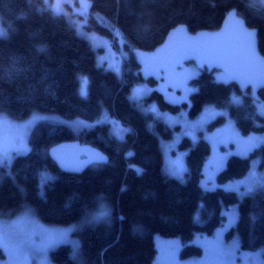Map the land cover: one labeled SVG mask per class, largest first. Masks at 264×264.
I'll return each mask as SVG.
<instances>
[{"label": "trees", "instance_id": "obj_1", "mask_svg": "<svg viewBox=\"0 0 264 264\" xmlns=\"http://www.w3.org/2000/svg\"><path fill=\"white\" fill-rule=\"evenodd\" d=\"M84 1L82 32L104 36L117 51L128 53L121 74L98 65L91 41L68 16L46 7L45 0H0L1 26L7 31L0 39V113L23 119L38 111L94 123L72 126L55 122L54 116L53 121H38L29 133L28 151L0 168V212L29 210L47 224H79L74 234L77 250L59 245L50 253L52 264H152L155 235L175 239L181 260L203 255L200 237L220 231L228 207L235 204L237 221L224 232L225 240L235 237L238 252L264 258V190H250L240 198L220 186L203 188L211 147L201 133L195 141L182 136L178 143L185 151L184 180L168 175L161 140H169L179 125L138 109L129 98L134 82L156 84L155 77L141 76L134 50L154 52L168 31L180 24L191 33L213 31L235 8L249 27L257 29L258 49L264 56V7L251 0ZM81 76L87 78L86 95L79 91ZM186 85L188 92L181 99L175 95L168 100L154 89L144 103L153 102L171 113L187 108L194 117L207 104L224 107L231 94H242L243 101L229 107V115L237 130L256 135L259 141L248 156L230 155L216 182L243 177L256 156L258 168L264 169V116L252 101L264 99V89L253 96L203 64ZM102 115L129 128L124 138L115 136L109 122L99 121ZM223 120L217 116L209 128ZM68 140L91 144L107 155V162L79 174L61 171L47 149ZM43 177L49 178L47 183ZM98 209L105 212L100 220L82 222Z\"/></svg>", "mask_w": 264, "mask_h": 264}, {"label": "rangeland", "instance_id": "obj_2", "mask_svg": "<svg viewBox=\"0 0 264 264\" xmlns=\"http://www.w3.org/2000/svg\"><path fill=\"white\" fill-rule=\"evenodd\" d=\"M251 2L264 7L260 3V0H251ZM44 3L53 12L68 16L76 26L78 32L91 41L96 51V62L98 65L106 69H111L119 74L123 72V69L125 70L123 68V60L128 57V53L125 50L117 51V48L112 46L111 41L104 36L97 34L86 35V33L82 32L81 24L84 19L83 15L87 9L86 1L45 0ZM1 25L0 17V28H2ZM158 54L159 48L150 53V55L156 56ZM200 67H202V64L196 60L192 53L186 52L177 45L168 52L166 63L159 65L157 71L151 74L156 79L155 85L140 81L134 82L131 86L129 98L138 109L153 112L156 117L162 118L169 125H179V128L173 131L169 140H161L165 172L180 181L184 180L185 169L183 158L185 151L178 148V143L182 136H188L191 140L195 141L200 137L201 133V136L209 141L211 147L210 154L205 161L204 175L201 180L203 188L214 189L220 186L225 190L235 191L240 198L246 195L247 191H250V188L251 190L256 188L264 190V186H260L259 183L254 184L252 179L254 177L257 181L264 180V169L258 168L260 163L258 156L250 159L249 170L243 177L220 185L216 182L217 173L225 166L230 155L236 153L248 156L251 147L259 141L256 135L242 134L237 130L233 119L229 115V107L239 105L243 101L242 94H231L224 107L207 104L194 117H190L187 114V108L171 113L161 111L153 102L147 105L144 103V99L154 89L161 91L164 98L168 100L169 98L173 99L172 97H175V95L178 98L179 96H184L189 88L186 85L187 81L197 74ZM85 79L86 83H84ZM82 88L87 89V78L84 76L80 78V93ZM137 90H140L139 95H136ZM175 92L179 93L176 94ZM252 101L255 111L259 115L264 116V99L253 98ZM1 113L11 122L19 125L27 123L32 119L33 115L41 117L42 119L40 120L45 119L48 121H53L54 116L56 119L55 122L72 126H89L94 124L82 119L69 120L58 115L38 111L28 114L23 119H13L3 112ZM217 116H223V122L215 127L209 128V124ZM99 121L109 122L112 125L110 126V130L119 139L124 138L125 132L129 130L128 127L116 124L113 119L104 115L100 116ZM32 127L23 136V142L27 149H29L28 136ZM8 135L12 138L16 133L14 130H9ZM15 156L17 154H14L13 158ZM4 167H9V165L5 164ZM104 215V210L98 209L94 213L88 216L86 215L82 222L94 223ZM237 217V206L235 204L230 205L226 211L225 223L220 231L214 235L200 237L203 246V255L188 260L179 259L177 250L178 243L175 239H166L155 235L154 240L157 251L156 258L152 264H252V254L244 251L238 252L236 250L238 243L235 237L229 241H226L224 238V232L235 225ZM78 226L79 224H47L40 221L29 210H23L14 215L0 212V250L4 255V258L0 259V264H52L50 261V253L59 245L69 244L73 253L77 250L78 241L74 234L78 230ZM65 232L67 235L63 239H60V234ZM261 260H264V258Z\"/></svg>", "mask_w": 264, "mask_h": 264}, {"label": "water", "instance_id": "obj_3", "mask_svg": "<svg viewBox=\"0 0 264 264\" xmlns=\"http://www.w3.org/2000/svg\"><path fill=\"white\" fill-rule=\"evenodd\" d=\"M177 45L192 53L206 69L222 72L238 89L249 90L253 96L264 89V56L258 49L257 29L249 27L236 9H230L219 28L213 31L191 33L183 24L175 26L166 34L157 56L134 50L141 76H151L155 66L164 64L168 52ZM47 154L66 173L79 174L93 164L108 160L104 152L79 140L54 144ZM97 156L105 159L100 161Z\"/></svg>", "mask_w": 264, "mask_h": 264}, {"label": "snow or ice", "instance_id": "obj_4", "mask_svg": "<svg viewBox=\"0 0 264 264\" xmlns=\"http://www.w3.org/2000/svg\"><path fill=\"white\" fill-rule=\"evenodd\" d=\"M260 3L264 5V0H260ZM57 14L59 13L57 12ZM232 15L234 17L235 13ZM6 35V31L3 28H0V39L4 38ZM84 83H86V79ZM139 94L140 90H137L136 95ZM81 95H86V90L84 88L81 89ZM40 119L42 118L33 115L32 119L27 123L19 125L14 124L6 116L0 113V168H3L5 164L10 166L14 154L18 155L28 151L26 145L23 142V136L26 135L27 131ZM9 130H14L16 135L10 138L8 135ZM96 159L103 161L105 158L103 156H97ZM252 179L254 184L259 183L260 186H264V180L257 181L254 177ZM48 180V177H43L44 183H47ZM249 190H251V188ZM66 235V232L61 233L59 238L63 239ZM259 255L260 254L257 253L256 256L252 257V264H264V260H260Z\"/></svg>", "mask_w": 264, "mask_h": 264}, {"label": "flooded vegetation", "instance_id": "obj_5", "mask_svg": "<svg viewBox=\"0 0 264 264\" xmlns=\"http://www.w3.org/2000/svg\"><path fill=\"white\" fill-rule=\"evenodd\" d=\"M166 59H167V58H166ZM165 63H166V62H165ZM165 63H164V64H165ZM158 67H159V65H156V66H155V69L153 70L152 74H153L155 71H157V68H158ZM149 77H152V75L149 76Z\"/></svg>", "mask_w": 264, "mask_h": 264}, {"label": "bare ground", "instance_id": "obj_6", "mask_svg": "<svg viewBox=\"0 0 264 264\" xmlns=\"http://www.w3.org/2000/svg\"><path fill=\"white\" fill-rule=\"evenodd\" d=\"M233 9H235V8H233Z\"/></svg>", "mask_w": 264, "mask_h": 264}]
</instances>
